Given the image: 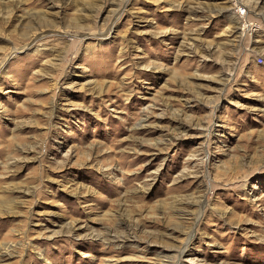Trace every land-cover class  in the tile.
<instances>
[{"label": "rangeland", "instance_id": "1", "mask_svg": "<svg viewBox=\"0 0 264 264\" xmlns=\"http://www.w3.org/2000/svg\"><path fill=\"white\" fill-rule=\"evenodd\" d=\"M0 264H264V0H0Z\"/></svg>", "mask_w": 264, "mask_h": 264}]
</instances>
